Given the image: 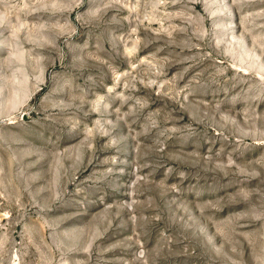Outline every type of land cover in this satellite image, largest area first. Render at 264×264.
Masks as SVG:
<instances>
[{"label":"rangeland","instance_id":"rangeland-1","mask_svg":"<svg viewBox=\"0 0 264 264\" xmlns=\"http://www.w3.org/2000/svg\"><path fill=\"white\" fill-rule=\"evenodd\" d=\"M0 264H264V0H0Z\"/></svg>","mask_w":264,"mask_h":264}]
</instances>
